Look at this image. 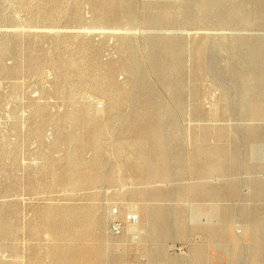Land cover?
<instances>
[{
    "label": "rangeland",
    "instance_id": "rangeland-1",
    "mask_svg": "<svg viewBox=\"0 0 264 264\" xmlns=\"http://www.w3.org/2000/svg\"><path fill=\"white\" fill-rule=\"evenodd\" d=\"M115 1L0 0V264H264V0Z\"/></svg>",
    "mask_w": 264,
    "mask_h": 264
},
{
    "label": "bare ground",
    "instance_id": "bare-ground-1",
    "mask_svg": "<svg viewBox=\"0 0 264 264\" xmlns=\"http://www.w3.org/2000/svg\"><path fill=\"white\" fill-rule=\"evenodd\" d=\"M117 1V0H116ZM115 1V2H116ZM134 1V0H133ZM117 3V2H116ZM116 3H115V5H116ZM120 3V2H119ZM134 3V2H133ZM130 4V3H129ZM101 5V4H100ZM118 5V4H117ZM212 5V4H211ZM134 6V5H133ZM117 7V6H116ZM125 7V6H124ZM99 8V7H98ZM119 9V8H118ZM121 9V8H120ZM126 9V8H125ZM109 10V9H108ZM132 10V9H131ZM123 11V10H122ZM108 13V12H107ZM111 13V12H110ZM102 14V13H101ZM110 16V15H109ZM108 16V17H109ZM219 16V15H218ZM103 17V16H102ZM110 18V17H109ZM113 19H116V18H113ZM218 19V18H217ZM111 20V19H110ZM236 20H238V19H236ZM221 21V20H220ZM222 22V21H221ZM241 23H239V25H240ZM130 45V44H129ZM151 56H153V55H151ZM123 59H125V58H123ZM199 60V59H198ZM119 62H120V60H119ZM124 63H125V61H124ZM194 63V62H193ZM196 63V62H195ZM128 65L130 64V63H127ZM122 66H124L123 64H121ZM126 65V64H125ZM116 67V66H115ZM126 67H128L127 65H126ZM125 68V67H124ZM110 69V68H109ZM112 69H113V67H112ZM128 69V68H127ZM111 71V70H110ZM197 73V72H196ZM114 74V73H113ZM107 77H109L110 78V76H108V75H106ZM115 76V75H114ZM113 76V77H114ZM113 77L111 78V82H110V80H109V82L110 83H113L114 81L112 80L113 79ZM108 79V78H107ZM116 79V78H115ZM114 79V80H115ZM139 80V79H138ZM113 81V82H112ZM108 82V83H109ZM244 82V81H243ZM118 83V81L116 82V84ZM146 83H147V81H146ZM106 84V83H105ZM134 84V83H133ZM138 85V84H137ZM111 86V85H110ZM109 86V87H110ZM151 86V85H150ZM113 86H111V88H112ZM116 87V86H115ZM120 87V86H119ZM114 90V89H113ZM197 90V89H196ZM125 91V90H124ZM245 91V90H244ZM147 92H148V90H147ZM150 92H151V90H150ZM123 93H125V92H123ZM140 93V92H139ZM195 93V92H194ZM255 93V92H254ZM127 94H128V92H127ZM126 94V95H127ZM140 95V94H139ZM129 96V95H128ZM149 96V95H148ZM195 97V96H194ZM121 99V98H120ZM147 99H149V98H147ZM254 100V99H253ZM137 101V100H136ZM150 101V100H149ZM139 102H140V100H139ZM144 102V101H143ZM148 102V101H147ZM136 103V102H135ZM141 103V102H140ZM135 105V104H134ZM140 106V105H139ZM142 106V105H141ZM145 106V105H144ZM245 107V106H244ZM245 114V113H244ZM143 120V119H142ZM144 121V120H143ZM145 122H147V121H145ZM140 123H142L143 124V122H140ZM140 123H138V124H140ZM146 126V125H145ZM139 127V126H138ZM141 128V127H140ZM138 129V128H137ZM138 130H136V132H137ZM143 131V130H142ZM141 132V131H140ZM90 134H92V133H89V135ZM86 135V134H85ZM88 137V136H87ZM91 137V136H90ZM89 139V138H88ZM190 139V138H189ZM92 141V140H91ZM191 142V141H190ZM91 143V142H90ZM254 184V183H253ZM254 186V185H253ZM114 220H118V218H117V216L115 215V214H112V221H114ZM118 225H120V228H121V232H122V224H120V223H118Z\"/></svg>",
    "mask_w": 264,
    "mask_h": 264
},
{
    "label": "built area",
    "instance_id": "built-area-1",
    "mask_svg": "<svg viewBox=\"0 0 264 264\" xmlns=\"http://www.w3.org/2000/svg\"><path fill=\"white\" fill-rule=\"evenodd\" d=\"M117 226H116V228L115 229H113L114 230V232L116 231H119L120 230V232H121V228H120V225H118V224H116Z\"/></svg>",
    "mask_w": 264,
    "mask_h": 264
}]
</instances>
